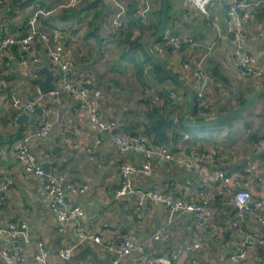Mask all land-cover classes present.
I'll list each match as a JSON object with an SVG mask.
<instances>
[{
  "label": "crops",
  "instance_id": "0c3cea01",
  "mask_svg": "<svg viewBox=\"0 0 264 264\" xmlns=\"http://www.w3.org/2000/svg\"><path fill=\"white\" fill-rule=\"evenodd\" d=\"M117 1L124 11L119 28L113 23L118 9L111 0H0V43L6 38L23 37L27 21L35 12L42 11L38 31L59 35L64 53L73 64L71 80L75 83L83 80L91 90L101 91L98 109L105 118L116 122L118 133L145 136L156 145L185 155L191 149L206 152L209 159L204 172L155 158L152 175L134 177L133 185L142 194L157 191L183 197L187 202H205L207 227H200L197 213L170 217L162 205L144 195L115 196L121 167L141 168L143 157L120 153L109 133L93 131L74 96L63 93L53 97L37 92L34 99H41L36 120L18 123L23 113H17L10 105V93L28 102L38 89L33 80L46 77L42 69L52 72L55 88L60 86V80L42 50L38 51L39 62L34 63L30 60L32 54L27 55L28 61L18 45L10 44L0 51V185L4 176L12 181L0 192V230L10 223L27 225L30 243L24 246V264H36L37 241L49 253L48 264H81L88 259H94V264H111L114 255L104 244L127 237L145 244L152 256L166 257L169 264H263L264 248L254 244L244 248L243 261L234 263L230 258L247 235L255 231L264 233L259 220L260 216L264 218V209L255 208V203L264 199V150L258 148L264 142V95L226 125L211 127L206 134L190 135L184 121L189 112V98L178 85L153 78L150 63L153 61L144 47L157 31L154 27L159 23L161 0L152 1L147 24L139 17V1ZM246 4L239 10L245 35L240 50L255 56L257 66L264 69V0H246ZM227 8L226 0H212L205 17L186 0H168V19L162 38L175 37L177 46L164 40L150 47L193 92L197 85L192 78L194 63L205 58L207 114L212 119L237 108L264 89V81L238 76L228 61L235 52L230 40L218 35L212 27V23H218L223 28L230 21ZM135 39L142 44L150 61L141 48H130L128 41ZM185 61L190 64L187 70L182 68ZM41 110L47 112L50 130L39 140L34 134L40 128ZM24 138L29 139L30 151L44 168L47 166L48 172L86 187L84 193L67 198L70 204L80 207L83 216L76 223L66 225L63 233L59 232L56 215L46 202L44 180L25 174L12 153V145ZM73 143H79L82 149H74ZM84 148H91L92 152L89 154ZM221 169L236 176L239 187L251 193L252 212L243 222L236 220L232 203L238 186L225 189L210 179ZM77 223L98 236L102 244L80 245L73 260L66 262L60 259L58 250L64 245L77 244ZM161 227L168 229L169 238L165 242L153 238ZM6 242V235L1 232L0 249ZM197 243L199 248L192 250ZM122 264H135V254L126 257Z\"/></svg>",
  "mask_w": 264,
  "mask_h": 264
},
{
  "label": "built area",
  "instance_id": "2783aa9c",
  "mask_svg": "<svg viewBox=\"0 0 264 264\" xmlns=\"http://www.w3.org/2000/svg\"><path fill=\"white\" fill-rule=\"evenodd\" d=\"M115 7L118 9L116 17L113 21L114 25L119 28L121 26V20L124 14L122 5L117 0H111ZM141 4L139 17L142 23L147 24V14L151 10L153 0H137ZM193 5L200 13L205 17H208V5L212 0H186ZM228 5L227 15L231 17L230 21L225 27L221 28L218 23H212L221 36H224L230 40L232 47L234 48V54L228 57V61L235 68L238 76L242 79L264 81V69L257 66V59L253 55H248L241 52L245 35L243 34V21L239 14V10L247 6L246 0H226ZM42 11H37L27 21V32L23 37L18 39L6 38L0 43V51L6 48L7 45L16 44L19 46L21 52L26 54V58L29 61L27 55H33L30 59L31 62H39V52L43 51L47 57L48 62L52 70L56 71L59 76L60 86L51 90L49 94L53 97L66 93L74 96L80 103V112L86 116V119L93 131L96 133H109L113 143L116 145L120 153L131 152L141 155L143 157V164L141 168H136L130 165H124L121 167V177L119 187L115 190V196L117 197H137L144 195L150 200L162 205L170 217L178 213H197V221L200 227L206 228L209 221V216L205 212V202L202 204H196L193 202H187L183 197H178L168 193H160L157 191L148 192L142 194L137 191L133 185L134 177L143 176L148 177L152 175V161L155 158L181 165L187 169L204 172L207 167V160L209 155L201 149H191L185 155L183 152H173L161 144H154L150 139L140 135L121 134L116 131V122L112 119L105 118L99 111L97 100L102 97V93L99 90H91L88 83L80 80L77 83L71 80L73 74L72 61L66 57L64 50L60 44L59 35H48L40 33L38 31V19L43 15ZM163 40L169 45L177 46L175 37L165 36ZM192 42V41H190ZM199 46L198 44H194ZM213 45L208 49L210 50ZM39 51V52H38ZM205 58H202L200 62L194 63V72L192 78L197 83L194 91L195 100L198 103L200 111L197 113L196 121H207L209 119L208 112L205 110L208 108L207 98V82L205 80L203 62ZM26 64L27 61L23 60ZM182 68L187 70L190 68V64L185 61L182 62ZM41 98L34 99L32 102H22L21 99L11 92L9 101L12 108L17 113L35 114L38 109V103ZM41 124L39 130L34 134L36 139H44L49 130L50 125L46 122L47 112L41 110ZM187 136L184 139L187 140ZM28 138H24L15 142L12 145V153L18 162L21 164L25 174L32 177L42 178L44 180V193L46 202L49 208L55 213L57 227L59 232H64L66 225L69 223H76L82 218L83 212L77 205H72L68 202L69 196H78L84 193L86 187L78 186L65 179L63 175L53 174L46 172L44 166L39 162L32 154L28 147ZM99 141L96 142V144ZM74 149H82L79 143H73ZM260 151L264 150V142L258 144ZM84 150L87 153H91V148ZM213 183H218L225 189L230 188L232 185L238 186L232 199V203L235 207V217L238 222H243L248 215L252 212L251 208V193L250 191L239 187L236 176L230 175L224 169L217 170L212 174L210 178ZM4 182L0 185V192L5 190L11 185L12 181L9 177L4 176ZM1 204V203H0ZM255 208L259 211L264 209V199L255 203ZM262 225H264V218L259 217ZM171 220H169L170 223ZM76 236L78 242L76 245L67 246L64 245L59 248L58 255L60 259L66 262L73 260L75 251L80 245L87 243L102 244L101 239L98 236L88 232L84 225L81 223L76 224ZM6 235L7 242L5 246L0 249V258L2 264H24V246L30 243V237L28 235V227L26 224L10 223L7 227L1 231ZM155 241L165 242L169 238L167 227L158 228L153 236ZM254 244L256 247L264 248V233L263 231H255L250 235H247L242 245L231 256V261L238 263L246 258L245 247ZM106 247L113 253V259L111 264H122V261L135 254V264H169V260L164 256H152L147 250L145 244H137L131 238H123L122 240L107 241ZM199 243L192 247V250L199 248ZM34 261L36 264H48L49 253L44 244L40 241L35 242V254ZM264 264V256L261 258ZM94 259H88L81 264H94ZM209 264H217L215 262Z\"/></svg>",
  "mask_w": 264,
  "mask_h": 264
},
{
  "label": "water",
  "instance_id": "95a60500",
  "mask_svg": "<svg viewBox=\"0 0 264 264\" xmlns=\"http://www.w3.org/2000/svg\"><path fill=\"white\" fill-rule=\"evenodd\" d=\"M168 19V0H161V10H160V18H159V24L157 31L154 33V35L144 44V47L149 54L151 60L160 67L166 75L172 79L187 95L189 98V112L188 115L185 118V124L188 128L195 129V130H204L210 128L212 125L224 121L226 119H230L232 117H236L243 113L246 109H248L251 105H253L261 96L264 95V89H261L257 91L255 94H253L249 99H247L243 104L238 106L237 108L220 115L218 117H215L213 119H209L207 121H195L194 120V114H195V94L194 92L189 88V86L180 78H178L168 67H166L160 59L152 52L151 45L158 40L162 39L165 28L167 24ZM46 75L44 79H35L33 80L34 84L38 85V89L31 97H29L28 102H32L34 98L37 95V92L40 94H47L51 90L55 89V85L52 83V72L48 69H42L41 71ZM37 118V115H28L26 113L21 114L18 117V123L20 121H35ZM45 171L48 172L47 166H45Z\"/></svg>",
  "mask_w": 264,
  "mask_h": 264
},
{
  "label": "trees",
  "instance_id": "16d2710c",
  "mask_svg": "<svg viewBox=\"0 0 264 264\" xmlns=\"http://www.w3.org/2000/svg\"><path fill=\"white\" fill-rule=\"evenodd\" d=\"M159 24V23H158ZM158 24H156V26L154 27L155 28V31L157 30V28H158ZM140 27H143L142 26V24H141V26ZM130 37V36H129ZM129 40H130V38H129ZM163 38L162 39H160V40H158L156 43H163ZM128 42H130L129 44L131 45V49H137V48H141V50L144 52V54L146 55V58H147V60H149V57L147 56V54H146V52H145V50L143 49V46H142V44H138L137 43V41H136V39L135 40H132V41H128ZM23 55H26V54H23ZM150 61V60H149ZM140 65H142V64H140ZM152 67H153V70L151 71V75L153 76V78L156 80V81H158V82H163V81H170V82H172L174 85H176L177 86V84L172 80V79H170L167 75H166V73L160 68V67H158L155 63H153L152 62ZM141 71H142V68H141V66H140V68L138 69L137 68V75L139 76L140 74H141ZM140 77V76H139ZM245 101H242L241 103L243 104ZM200 111V109H199V107H198V103H197V101H195V114H194V118H196L197 117V113ZM206 111V113H207V110H205ZM235 117H232V118H230V119H226V120H224V121H221V122H218V123H216V124H214V125H212L211 127H219V126H223V125H226L227 123H229L231 120H233ZM199 121V120H198ZM153 127L155 126V124H153L152 125ZM153 129V128H152ZM155 129V128H154Z\"/></svg>",
  "mask_w": 264,
  "mask_h": 264
},
{
  "label": "rangeland",
  "instance_id": "374dc122",
  "mask_svg": "<svg viewBox=\"0 0 264 264\" xmlns=\"http://www.w3.org/2000/svg\"><path fill=\"white\" fill-rule=\"evenodd\" d=\"M142 24V23H141ZM151 64H152V62H150ZM211 128V127H210ZM209 129V128H208ZM187 131H188V133L190 134V135H198V134H202V133H204V134H206L207 133V129H204L203 131H201V132H197L195 129H191V128H187Z\"/></svg>",
  "mask_w": 264,
  "mask_h": 264
}]
</instances>
